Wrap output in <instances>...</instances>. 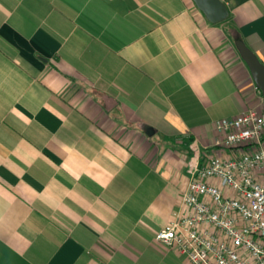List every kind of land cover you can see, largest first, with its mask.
<instances>
[{"label":"crops","instance_id":"0c3cea01","mask_svg":"<svg viewBox=\"0 0 264 264\" xmlns=\"http://www.w3.org/2000/svg\"><path fill=\"white\" fill-rule=\"evenodd\" d=\"M0 0V264H189L155 241L217 121L264 107V0ZM150 130L151 135H148Z\"/></svg>","mask_w":264,"mask_h":264},{"label":"built area","instance_id":"2783aa9c","mask_svg":"<svg viewBox=\"0 0 264 264\" xmlns=\"http://www.w3.org/2000/svg\"><path fill=\"white\" fill-rule=\"evenodd\" d=\"M155 241L189 264H264V107L215 123Z\"/></svg>","mask_w":264,"mask_h":264},{"label":"water","instance_id":"95a60500","mask_svg":"<svg viewBox=\"0 0 264 264\" xmlns=\"http://www.w3.org/2000/svg\"><path fill=\"white\" fill-rule=\"evenodd\" d=\"M197 10L211 25H218L229 18L226 6L220 0H192ZM233 45L241 60L248 69L256 89L264 98V65L260 63L256 55L240 39H235ZM148 135L150 130H147Z\"/></svg>","mask_w":264,"mask_h":264},{"label":"trees","instance_id":"16d2710c","mask_svg":"<svg viewBox=\"0 0 264 264\" xmlns=\"http://www.w3.org/2000/svg\"><path fill=\"white\" fill-rule=\"evenodd\" d=\"M233 39H237V36L235 34H232Z\"/></svg>","mask_w":264,"mask_h":264}]
</instances>
